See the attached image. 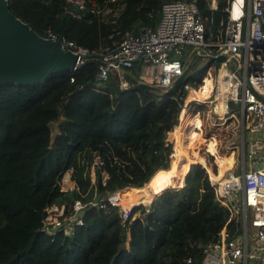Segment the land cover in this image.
Segmentation results:
<instances>
[{
    "label": "trees",
    "instance_id": "trees-1",
    "mask_svg": "<svg viewBox=\"0 0 264 264\" xmlns=\"http://www.w3.org/2000/svg\"><path fill=\"white\" fill-rule=\"evenodd\" d=\"M172 1L177 0H120L122 12L109 19L73 17L64 0H8V4L39 35L52 33L59 40L96 50L112 46L127 30L155 29L163 5ZM182 1L198 7L211 40L223 38L229 0H218L217 11L210 7L212 0ZM212 31L218 33L214 39ZM211 63L192 57L184 84L198 88ZM211 66L213 79L205 99L211 97L221 69ZM140 68L137 63L128 70L130 86L139 83ZM98 72V64L91 62L40 84L0 85V264H203L206 248L221 238L227 213L202 165L192 166L187 179L165 191L149 210L144 205L133 208L126 220L118 206L89 203L111 193V198L116 197V192L127 188L125 200L134 194L139 198L157 194L159 185H153L152 179L172 166L166 139L176 125L181 126L183 149L193 159L206 157L210 174L222 177L236 163L235 153L226 152L223 119L210 113L218 125L217 134H212L208 118L194 105L180 121L184 84L168 95L160 88L120 92L113 75L99 92L95 90ZM82 155L77 188L59 204L66 207V215L77 200L88 204L83 223L75 225L71 234L64 230L48 234L47 209L61 196L65 174L78 164L76 160L81 162ZM150 190L153 193L146 195ZM137 212L140 215L135 217ZM241 225L234 219L229 236L236 229L240 232Z\"/></svg>",
    "mask_w": 264,
    "mask_h": 264
},
{
    "label": "built area",
    "instance_id": "built-area-1",
    "mask_svg": "<svg viewBox=\"0 0 264 264\" xmlns=\"http://www.w3.org/2000/svg\"><path fill=\"white\" fill-rule=\"evenodd\" d=\"M64 1L67 11L79 19L86 14L107 19L118 17L123 9L120 0ZM217 1H211L212 9ZM235 6L239 9L237 14ZM225 10L228 11V21L223 38L219 40L209 38L207 21L195 4L177 0L163 5L161 18L155 29L142 27L137 33L127 30L121 33L120 40L112 46L90 50L73 41H60L65 50L78 56L72 73L88 63L98 64L95 90L99 92L113 75L120 90L129 88L126 74L137 63L141 65L139 83H147L166 91L188 67L189 61L184 62V58L190 60L192 57L201 56L210 61L212 57L227 56L226 61L212 62L211 65H222V71L225 72L223 79L230 83L232 90L222 91L219 88L216 99L208 102L214 108H217L220 102H225L227 112L223 117L224 121L229 115L235 117L239 114L242 148L246 146L248 163L242 166L241 206L230 197L233 191L214 187L216 181L202 164L208 172L217 198L227 213L221 238L206 248L203 264H264V0H229ZM46 38L59 40L52 33ZM231 66L236 68L238 74ZM71 81L74 82L75 77H72ZM191 88L194 87L188 83L184 84L186 93ZM189 104L185 102L182 110L190 108ZM174 160V152L171 150L169 163L172 165ZM111 195L112 193L102 196L89 205L96 206L108 202L117 208ZM86 205L88 204L77 200L68 215L64 213L65 206H62L64 209L59 214L52 213L48 208L49 215L44 221L45 232L55 235L57 231L64 230L66 234H71L75 225L83 223L82 213ZM133 208L135 207L119 211L124 220L131 217ZM250 213L253 215L250 216ZM72 216L75 218L69 222L68 218L72 220ZM234 219L241 221V231L236 229V234L229 236L232 230L230 224Z\"/></svg>",
    "mask_w": 264,
    "mask_h": 264
},
{
    "label": "water",
    "instance_id": "water-1",
    "mask_svg": "<svg viewBox=\"0 0 264 264\" xmlns=\"http://www.w3.org/2000/svg\"><path fill=\"white\" fill-rule=\"evenodd\" d=\"M77 60L78 56L72 51L65 50L60 40L39 35L10 10L8 0H0V85L40 84L55 74L72 72ZM226 60V55L210 59L211 62ZM190 68L191 66H188L185 69L164 95L175 93L180 89ZM231 69L238 74L234 66H231ZM137 89L157 90L158 88L147 83H138L120 92ZM214 187L219 189L220 184L216 182ZM134 188H143V186Z\"/></svg>",
    "mask_w": 264,
    "mask_h": 264
},
{
    "label": "bare ground",
    "instance_id": "bare-ground-1",
    "mask_svg": "<svg viewBox=\"0 0 264 264\" xmlns=\"http://www.w3.org/2000/svg\"><path fill=\"white\" fill-rule=\"evenodd\" d=\"M219 1H217L214 9L217 11L219 9ZM120 3V1H119ZM239 12V9L237 6H235V14ZM220 29V28H219ZM219 32V30H218ZM218 35L215 34L212 31V38H216ZM216 40V39H215ZM221 69L219 71L218 77L216 79L215 87L212 92V95L209 99L204 98V94L207 91H203L200 88L194 89L191 88L188 90L186 95L187 102H191L192 100H200V101H213L216 99L217 94L216 89L220 88L222 91L225 89L232 90L230 83L225 81L223 79V71H222V65ZM186 111V110H185ZM185 111L182 112L180 120H183ZM214 113L219 115L222 119L225 116L227 112L226 104L225 102H220L218 104L217 108L212 107L210 109V112L208 113L210 116V113ZM180 130L181 126L176 125L173 130L168 132V137L166 139V147H171V150L174 152L175 160L172 163V166L168 170L162 171L157 177H154L152 179L153 185H159L158 193L151 196V197H143L138 199H133L126 202H118L117 206L119 211L123 210H129L133 206H137L140 204H150L154 200L158 198L159 194H162L165 190L174 187L179 186L186 174L190 171L191 167L195 163H201L207 168V159L204 156H198L197 159L191 158V156L183 149V147L180 144ZM69 174V173H68ZM239 175V167L237 166V162L235 165L222 177L217 178L211 175V177L220 184V187L225 191H233V192H240V179L238 178ZM113 201L114 199L111 198ZM117 203V202H116ZM132 204V205H131Z\"/></svg>",
    "mask_w": 264,
    "mask_h": 264
},
{
    "label": "rangeland",
    "instance_id": "rangeland-1",
    "mask_svg": "<svg viewBox=\"0 0 264 264\" xmlns=\"http://www.w3.org/2000/svg\"><path fill=\"white\" fill-rule=\"evenodd\" d=\"M184 62H188L189 60L187 58H184L183 59ZM212 65H215L218 67V65H216L215 63H213ZM240 70L242 71V68H240ZM213 73H214V70L212 68V66H209L208 67V76L205 78V80H203L204 82L202 83V80H201V84L198 88H200L201 90L203 91H208V89L210 88V84L212 82V79H213ZM196 88V89H198ZM210 90V89H209ZM219 88L216 89V92L215 93H218L219 92ZM186 96H185V101H186V104L190 103L189 104V107L192 108L194 105H197L199 106L200 110H201V114L204 115L203 117H206L208 118L209 115H208V110H209V105L210 103L208 101L206 102H194V100H192V102H187L186 100ZM212 103V102H211ZM237 110V108H236ZM183 112V111H182ZM181 112V114H182ZM233 113H235V109L233 110ZM181 114H180V117H181ZM239 114H236L235 117L229 115L226 119V125H225V130H224V133H223V141H224V144L226 146V152L227 153H232L234 152L235 153V158H236V162H237V166L239 167V175H238V178L241 179L242 178V166L245 164V163H248V158H247V152H246V146L244 148H242V139H241V134H242V128H241V125H240V122H239V117H238ZM210 119V123H211V126L210 124H208V128L209 130H212L210 131L212 134H217V131L215 130L216 127L213 125V123L211 122V118L209 117ZM180 122V121H179ZM76 162L78 163L76 166H73L64 176L63 180H62V183H61V190H62V194L60 197H58L55 201L54 204H52L50 207H49V210L52 212V213H57L59 214L60 212L62 213V206L63 205H60L59 202L61 199L65 198L66 196H68L69 194H71V192L77 188V184L75 182V177H76V174H77V171H78V165H81V162H79L78 160H76ZM196 164H200L202 165L201 163H195L193 164L192 166L196 165ZM203 166V165H202ZM192 168V167H191ZM69 173V174H68ZM157 173V172H156ZM156 173L151 177L153 178ZM188 175V174H187ZM92 176L94 177V173L92 174ZM151 178L149 180H151ZM186 180V179H185ZM186 182V181H185ZM147 183V182H146ZM145 183V184H146ZM144 184V185H145ZM160 185V184H158ZM134 188V187H133ZM122 188H120L121 190ZM119 190V189H118ZM129 188H127L125 191H118L116 192V197H112L114 199L115 202H126V201H130V200H133V199H138L140 197V194H134L131 199H128V200H125V199H122V195L123 194H127L129 192ZM147 193H145L146 195H151L153 193V190H150V191H146ZM132 195V194H131ZM230 197L233 199V201L239 205L241 202H242V188H241V185H240V192H232V194L230 195ZM117 200H116V199ZM122 200H125V201H122ZM132 205V204H131ZM141 205H144L143 204H140V205H137V206H141ZM153 204H147L148 207L146 208H150ZM137 206H134V207H137ZM146 206V204L144 205ZM66 209V208H65ZM65 209H64V213H65ZM140 215V212H137L135 214V217ZM250 216L253 215V213H250L249 214ZM75 218V216H72L70 220V218H68V221L69 222H72L73 219ZM241 218V217H240ZM68 221H65V223H68ZM250 264H256V263H250Z\"/></svg>",
    "mask_w": 264,
    "mask_h": 264
},
{
    "label": "crops",
    "instance_id": "crops-1",
    "mask_svg": "<svg viewBox=\"0 0 264 264\" xmlns=\"http://www.w3.org/2000/svg\"><path fill=\"white\" fill-rule=\"evenodd\" d=\"M223 73H225V72H223ZM195 89H196V88H195ZM186 95H187V93H186ZM185 102H186V101H184V103H185ZM210 108H212V106L209 105V109H210ZM182 109H183V108H182ZM185 110H187V109H185ZM185 110H182V111H185ZM182 111H181V112H182ZM208 113H209V110H208ZM208 115H209V114H208ZM202 116H204V115H202ZM209 117H210V116H209ZM209 117H208V121H209L208 123H209L210 126H211V123H210V119H209ZM210 118H211V117H210ZM180 121H181V120H180ZM211 122L213 123V125H214L215 127L218 126V125L215 124V122H213L212 118H211ZM222 125H223V133H224L225 125H226V121L223 120V124H222ZM82 154H83V153H82ZM82 162H83V155H82V159H81V164H82Z\"/></svg>",
    "mask_w": 264,
    "mask_h": 264
}]
</instances>
